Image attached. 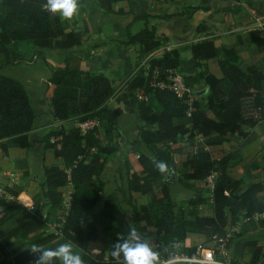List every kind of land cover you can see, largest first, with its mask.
<instances>
[{
  "label": "trees",
  "instance_id": "obj_1",
  "mask_svg": "<svg viewBox=\"0 0 264 264\" xmlns=\"http://www.w3.org/2000/svg\"><path fill=\"white\" fill-rule=\"evenodd\" d=\"M98 1L111 11V3L118 0ZM46 3L47 0H0V69L24 61L20 45L26 42L39 51L38 55L43 48L67 50L83 43V34L66 31L59 14H52L43 7ZM146 17L133 16L126 25L127 40L123 42L137 43L144 55L157 50L167 41L164 34H157L154 27L149 29L146 25L137 33L130 34V24ZM249 35L257 46H264L261 31L251 30ZM189 51L197 67L202 66V61L217 58L219 74L206 68L193 75L184 73L180 69L179 51L172 49L149 58L147 72L139 63L135 64L125 78L134 93L141 92L147 97L137 101L135 93L137 116L141 120L139 144L151 147L152 151L150 155L134 147L138 152L140 170L132 172L127 189L149 194L150 198L149 203L140 205L139 209L133 208L132 212L123 208L112 196H100L103 169L116 152V146L111 141L104 143L102 135L114 132L117 138L123 136L117 122L121 109L107 106L118 89L103 74L70 67L69 61L75 53L73 50L58 65L45 58L50 72L47 81L53 85L50 98L53 117L59 122L96 117L100 122V132L94 129L81 134L74 124L51 128L45 136L44 149L51 150L60 164L44 168V190L41 195L33 196L32 207L25 212L22 213L25 208L16 200L19 190L5 188L12 198L0 199V209L8 212L11 218L16 216V219L10 229L4 230L8 217H0V264H33L35 255L29 249L32 244L56 248L62 241H69L77 247L85 264H118L111 252L115 243L126 237L133 226L147 242V228H154L152 248L160 253V257L167 255L175 241H184L188 233L202 234L211 240L214 235L225 234L231 225L239 228V233L252 232L256 227L264 228V217L257 221L251 218L255 212L264 211V164L262 178L249 181L246 177L236 178L229 173V155L216 160L203 148L187 154L179 166L189 188L196 190L194 183L214 174L211 191L213 210L210 215L197 211V207L204 203L200 193L191 194L187 208L176 211L169 181L163 182L165 175L155 166L154 155L158 161L170 166V145L183 137L191 140V145H195L196 140L192 139L197 136L202 137L206 145L221 144L227 136L234 134L246 137L248 131L241 125L245 121L243 101L247 96L254 94L255 105L261 106L264 111V71L253 65L243 66L233 47H216L211 39L190 45ZM168 69H176L192 91L190 102L186 96L178 97L166 87L150 85L154 70H157V79L161 80ZM202 89L205 91L197 94ZM187 111L190 112L189 117ZM186 116L189 122L178 121ZM34 119L32 102L24 85L0 73V150L7 151L8 140L21 148H29V133L34 128ZM255 123L256 120L248 121L249 127ZM91 147L95 148V152H88ZM83 155L86 160H78L73 167L74 161ZM65 168H71L72 204L65 217L62 234L58 236L43 230L59 221L58 211L63 198L59 188L67 183ZM156 182H162L160 197L153 190ZM38 231L42 233L33 240L16 241L17 237L27 238ZM248 237L244 245L250 246V258L245 264H264L260 246L253 236ZM232 243L233 240L229 246ZM196 247L184 246L182 249L192 253ZM230 260L232 264H239L233 256ZM119 264H123L122 257Z\"/></svg>",
  "mask_w": 264,
  "mask_h": 264
},
{
  "label": "crops",
  "instance_id": "obj_2",
  "mask_svg": "<svg viewBox=\"0 0 264 264\" xmlns=\"http://www.w3.org/2000/svg\"><path fill=\"white\" fill-rule=\"evenodd\" d=\"M78 3V14L72 20H61L66 31H80L83 34V43L74 49L60 50V53H65L63 55L65 56L73 50L75 53L69 61L70 67L103 74L109 79L111 85L118 89L116 95L107 103L111 109H121L117 122H120L119 116H124L129 125L133 122L141 125V120L137 116L136 91L134 93L130 85L125 82V78L135 64L144 63L146 65L149 58L165 50L177 49L179 51L180 69L186 74L193 75L204 68L219 74L217 58L202 61V66L197 67L195 60L190 56V45L211 39L216 47H233L241 58L243 66L253 65L264 71V46H257L249 35V32L255 29L264 35V0H118L111 3V11L101 6L98 0H78ZM201 6H209V8ZM134 15H146L147 17L134 20L130 24L131 35L137 33L145 25L149 29L154 27L157 34H164L167 37L165 45L144 55L139 51L137 43L124 44L123 42L127 40L126 25L131 22ZM198 26H200L199 29H197ZM49 50L52 51L51 55H46V51ZM56 50L55 48H43L40 50L41 55L37 58L44 56L55 65L61 64L64 61L62 57L59 60L52 57V53ZM49 75V70L39 76L26 73L22 79L7 75L24 85L32 102L35 119L34 128L29 133V148H21L18 145L19 148H16V144L8 140L6 141L7 151L0 150V189L5 190L6 187H10L19 190L16 197L18 201L19 195L23 202L29 197L28 201L31 204L28 206L19 201L27 209L32 207L33 196L40 193V190H44L42 179L44 168L59 163V159L53 157L51 150L43 148L47 133L52 127H59L60 123H63H59L52 114L50 98L53 85L47 81ZM199 87L201 88V85ZM35 93L39 96L36 104L32 98ZM262 94L264 95V86ZM178 121L189 122L187 116ZM246 122L248 121H244L241 125L245 131H248L244 138L234 134L227 136V140L221 144L206 145L203 138L197 136L195 145L186 142L185 151L195 152L198 148H203L209 151L212 158L216 160L229 155L228 170L236 178L244 175L250 177L253 172L262 175L264 117L256 120L252 127H249ZM67 125L69 124H63V126ZM122 135V145L134 142L125 134ZM176 144L174 143L173 146H177ZM134 149V146H131V150ZM178 152L182 155V150ZM185 158L186 156L182 157L180 161ZM26 172L28 175L25 174ZM59 189L63 193L67 186L64 185ZM1 213L4 212L0 209V217ZM12 218L15 221L16 216ZM12 218L4 223V230L14 225L9 224ZM6 225H8L7 229L4 228ZM189 234L184 241H181L183 246H190L192 242L199 244L205 239L202 234L193 233L195 234L193 236ZM257 243L260 246L263 242ZM243 244L244 242L242 247H244ZM240 246L241 244L233 243L230 251L235 254L240 253L242 251ZM261 251L264 253V245Z\"/></svg>",
  "mask_w": 264,
  "mask_h": 264
},
{
  "label": "rangeland",
  "instance_id": "obj_3",
  "mask_svg": "<svg viewBox=\"0 0 264 264\" xmlns=\"http://www.w3.org/2000/svg\"><path fill=\"white\" fill-rule=\"evenodd\" d=\"M20 49L22 52V56L24 57V61L20 62L22 64H18L15 66H5L0 69V73L5 74V75H13L15 77H18L17 79H22L23 77L26 76V73H28L31 76L33 75L39 76L48 70V65L46 63L45 57L37 58L39 51L36 50L35 47H33L30 42L21 44ZM51 52H52L51 50L46 51V55H51ZM64 54L65 53L63 52L60 53V50H56L54 53H52V57L53 59H56V60H59L61 57L62 59H64V57L66 56V55L63 56ZM38 97L39 96L36 95V93L32 95V98L35 104L38 102V99H39ZM138 100L139 99H137V101ZM246 108H247L246 103H244L243 109L245 112V115H244L245 121H249L251 119L247 117V113H246L247 111H245ZM126 119L127 118L124 116H119L120 122H118V126L121 130V133L128 136L129 139L131 138L134 142L122 145L121 144L122 138L121 137L117 138L116 136H114L115 135L114 132H111L110 134L104 133L102 135L104 136L103 137L104 143H106L107 141L108 142L111 141L116 146V152L111 155L110 160L106 162L105 167L103 169V173L101 177L103 181V188H102V192L100 196L102 198H105L108 195L112 196L121 204L123 208L127 209L129 212H132L133 208L139 209L140 205L149 203L150 195L149 194L144 195L139 192H132L127 189V182H128V179L131 177L132 172L140 170V166L137 162V156H136L138 152H136L135 150L132 151L131 146H134L136 148L138 147L140 148V150H143L149 153L150 155L152 154V151H151V147L142 145L141 143L137 144V142H139L138 135L140 132V128H139L140 123L138 124L137 122H133L132 125H129V122H126ZM108 139H111V140H108ZM192 140H196V139L194 138ZM190 141L191 140H188L186 137H183L178 140L176 144L177 146L170 145L169 150H170V155L172 158V163L170 164L168 168L171 169V172H170L171 179L166 180L165 178H163V182L167 183V181H169L168 185H169V189H170L172 196H174V200L176 204L175 206L176 211H178L181 208H187V201L189 197L191 196V194L200 193L204 197V203L197 207V211L200 214L210 215L212 214L213 205H212L211 191H210V188L207 186L206 179L200 182L194 183V188L196 190H193L186 185L187 181L183 179L182 169L179 166V162L182 159V157H185L187 154L190 153V152L185 151L186 142H190ZM15 147L19 148L17 145H15ZM43 148H45L44 145H43ZM178 150H182V155L178 154L179 153ZM117 152H121V153L117 154ZM153 159L155 161H158V159L155 158V155L153 156ZM25 174L28 175V172H26ZM165 174L166 173H164L163 176ZM242 177H246L247 180L249 181H255V180H260L262 178V175H260L257 172H253L250 177H247L246 175ZM161 186H162V182H156L153 184V190L158 197L161 196V192H160ZM39 192L40 193H36V194L41 195L42 190H40ZM19 197H18L19 201L23 205L28 206L29 197L27 198V201L25 202L20 200ZM24 208L25 209L22 210V213L27 210L26 207ZM1 214L4 217H8V219L11 218L8 212H4ZM11 220L12 221L9 224L12 226L14 224L13 218ZM141 223L143 224L144 221L141 220ZM4 228L7 229L8 225H6ZM238 229L239 228H237L236 230L233 229L232 225L230 227H227V231L231 234V240H233V243L241 244L239 248L242 249L240 253L235 254L234 252L232 251L231 252L239 264H245L246 261L250 258V253H249L250 246L249 245L245 246L243 244L244 247H242V243L243 242L245 243V241L250 238L248 236H253L256 242H260V241L263 242L262 245H260V248H261L264 245V228L256 227L255 230L249 233H239ZM43 232H45V230H43ZM41 233L42 231L33 232L29 234L27 238L17 237L16 241L20 243L27 242L29 240H33L36 237L40 236ZM153 234H154V228L148 227L146 236L148 238V243L151 246H154ZM193 235L195 234L193 233L189 234V236H193ZM211 240L205 237L202 243L194 244L192 242L191 243L192 245L190 246H197V247L200 246L201 248H206L211 245ZM64 242H69V241H62L59 244L64 243ZM197 247L195 248V251L192 253L197 252ZM73 251L81 255V251L74 245H73ZM181 264H184V263H181Z\"/></svg>",
  "mask_w": 264,
  "mask_h": 264
},
{
  "label": "built area",
  "instance_id": "obj_4",
  "mask_svg": "<svg viewBox=\"0 0 264 264\" xmlns=\"http://www.w3.org/2000/svg\"><path fill=\"white\" fill-rule=\"evenodd\" d=\"M140 66L147 72V64L141 63ZM152 82H150L151 86H158V87H166L172 90L178 97L186 96L188 98V102L192 100L191 90L184 84L182 77L176 71V69H168L165 72V76L163 79L158 80V73L157 70H154ZM136 96L138 99L146 100L147 97L142 94L141 92H137ZM244 103H246V110L247 117L253 120H258L263 115V108L261 106L255 105L254 102V94L247 96L244 98ZM245 115V112H244ZM187 116H190V112L187 111ZM60 123V122H59ZM74 124L77 127L81 134H85L91 130L98 129L100 132V122L96 117H89L84 120H75V121H68L60 123V125L66 124ZM67 125V126H69ZM89 153L95 152V148L91 147L88 149ZM85 159V155L79 156L77 160L74 161L73 167L76 165L78 160ZM86 160V159H85ZM64 172L67 175V189L63 192V198L61 201V206L58 211L59 213V221L53 224H50L46 227L45 232H52L58 236L62 234V226L65 220V217L68 215L71 204H72V184L70 181V172L71 168H65ZM213 175H209L206 178L207 186L212 191L213 188ZM12 198L9 196L5 190L0 189V198ZM264 217L263 212H255L252 215V220L257 221L260 218ZM236 229V227H233ZM71 232V231H70ZM231 241V234L226 231L223 235H214L211 240V245L206 248H201L200 246L197 247V252L195 253H187L185 252L182 247L180 241H175L172 245V248L168 251L167 255L161 256L162 264L170 258H177L181 261V263H191V264H232L231 263V251L229 242ZM94 252H98V250H94Z\"/></svg>",
  "mask_w": 264,
  "mask_h": 264
},
{
  "label": "clouds",
  "instance_id": "obj_5",
  "mask_svg": "<svg viewBox=\"0 0 264 264\" xmlns=\"http://www.w3.org/2000/svg\"><path fill=\"white\" fill-rule=\"evenodd\" d=\"M52 14H59L62 20H72L79 11L78 0H47L43 6ZM156 168L162 174L168 173L169 168L163 161H154ZM30 251L35 255L33 264H85L82 257L73 251L71 242L59 244L56 248H44L32 244ZM111 256L118 264L123 258V264H162L160 253L143 238L137 228L130 227L126 237L116 242ZM165 264H181L177 258L168 259Z\"/></svg>",
  "mask_w": 264,
  "mask_h": 264
},
{
  "label": "water",
  "instance_id": "obj_6",
  "mask_svg": "<svg viewBox=\"0 0 264 264\" xmlns=\"http://www.w3.org/2000/svg\"><path fill=\"white\" fill-rule=\"evenodd\" d=\"M205 91V89H202L201 91H197V94H199L200 92H203ZM171 169H169V172L165 174L164 178L167 180V179H171Z\"/></svg>",
  "mask_w": 264,
  "mask_h": 264
},
{
  "label": "bare ground",
  "instance_id": "obj_7",
  "mask_svg": "<svg viewBox=\"0 0 264 264\" xmlns=\"http://www.w3.org/2000/svg\"><path fill=\"white\" fill-rule=\"evenodd\" d=\"M31 203H29L28 205H30Z\"/></svg>",
  "mask_w": 264,
  "mask_h": 264
}]
</instances>
